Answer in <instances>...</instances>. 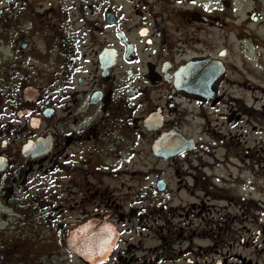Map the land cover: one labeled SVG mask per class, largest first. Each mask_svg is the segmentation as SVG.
<instances>
[{"label": "flooded vegetation", "instance_id": "flooded-vegetation-1", "mask_svg": "<svg viewBox=\"0 0 264 264\" xmlns=\"http://www.w3.org/2000/svg\"><path fill=\"white\" fill-rule=\"evenodd\" d=\"M236 1L0 0V264H264Z\"/></svg>", "mask_w": 264, "mask_h": 264}, {"label": "rangeland", "instance_id": "rangeland-1", "mask_svg": "<svg viewBox=\"0 0 264 264\" xmlns=\"http://www.w3.org/2000/svg\"><path fill=\"white\" fill-rule=\"evenodd\" d=\"M259 1L258 4L261 5V8L257 6V9L261 10L264 16V0ZM236 2L237 7L234 14L230 13V10L223 12L224 9L221 12L222 15H227V18L222 17V21L226 24L230 22V26L223 30L226 35L224 36L231 40L236 38L233 55L237 68L240 69L242 65L246 66V70L250 73L247 80L252 84V87L264 88V18L257 24L247 22L245 14L257 4L250 0H243V2L237 0ZM254 97L259 98L260 94L255 92Z\"/></svg>", "mask_w": 264, "mask_h": 264}, {"label": "snow or ice", "instance_id": "snow-or-ice-1", "mask_svg": "<svg viewBox=\"0 0 264 264\" xmlns=\"http://www.w3.org/2000/svg\"><path fill=\"white\" fill-rule=\"evenodd\" d=\"M193 2H194V0H193Z\"/></svg>", "mask_w": 264, "mask_h": 264}]
</instances>
